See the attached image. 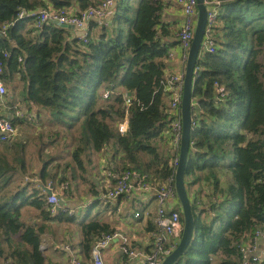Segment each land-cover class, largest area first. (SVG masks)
Returning <instances> with one entry per match:
<instances>
[{
    "label": "trees",
    "instance_id": "16d2710c",
    "mask_svg": "<svg viewBox=\"0 0 264 264\" xmlns=\"http://www.w3.org/2000/svg\"><path fill=\"white\" fill-rule=\"evenodd\" d=\"M221 1L215 52L203 45L200 72L194 77L195 125L185 173L189 194L202 182L210 191L206 201L200 194L194 198V237L177 264H212L215 258L220 264H241L242 241L256 230L264 231V0ZM96 4L0 0V80L10 90L0 96V118H10L16 127L21 123L14 108L20 84L24 104L38 114L44 111L53 125L78 127L83 147L75 151L74 160L80 171H86L89 162L83 152L109 150L107 170L133 169L163 182L174 174L172 155L168 147L162 149L172 121L162 86L171 47L165 28L158 29L163 5L120 0L108 25L91 24L86 44L76 30L55 23L37 30L34 19L17 20L22 10L83 11ZM5 23L13 24L7 36L1 35ZM217 86L224 88L223 97ZM124 92L133 94L128 108ZM126 112L129 130L122 135L118 125ZM14 146L5 144L0 150V264H46L40 246L44 223L53 217L47 196L40 189L30 191L29 184L16 193L5 192L25 169L24 151L16 154ZM49 165L43 163L39 176L54 182L58 172H50ZM64 181L66 177L60 183ZM26 207L38 211L43 223L25 220ZM101 229L98 223L84 226L86 252L92 248L91 234Z\"/></svg>",
    "mask_w": 264,
    "mask_h": 264
},
{
    "label": "built area",
    "instance_id": "2783aa9c",
    "mask_svg": "<svg viewBox=\"0 0 264 264\" xmlns=\"http://www.w3.org/2000/svg\"><path fill=\"white\" fill-rule=\"evenodd\" d=\"M120 0H101L98 4L90 6L83 11L77 12L74 9L53 10L40 9L34 11L22 10L18 14L17 20L31 18L35 20V27L40 30L49 23H59L62 25L75 26L79 32V40L81 43H88L91 34V24L97 23L98 26L108 25L109 16L116 11ZM182 7L184 21L177 34L179 46L181 48V71L173 74L165 75L162 81L164 91L167 93L168 109L167 113L172 118L170 126L165 132L166 146L172 155L171 165L174 168V174L163 182H157L149 174L141 173L133 169H126L121 172L107 171V179L111 182V186L106 188L101 196L104 203L113 202L123 196L132 199L134 196H144L157 203V211L155 218V231L151 234L152 248L149 252H144L134 247L132 240L126 234L115 231L106 234L99 242L92 246L90 251V262H84L78 249L72 243H66L61 246L65 253L66 264H105L104 250L113 242H117L124 256L129 260L138 259V264H162L167 256L172 254L178 247L184 231L183 210L179 202L175 188V174L179 165L180 146L183 133L181 104L183 99V88L185 79V69L188 60L189 51L196 30V18L198 15L197 0H178ZM221 0H206L208 8V22L206 34L204 37V49L214 53L216 43L214 41L215 28L218 26V16L220 13ZM13 24L5 23L1 28V35L7 36L9 28ZM4 56L7 58L8 54ZM176 57L172 52L169 59ZM23 58H19V62H23ZM200 72L199 68L195 70V77ZM3 74V64L0 63V75ZM220 97L224 96V88L217 86ZM8 89L5 83L0 80V96H5ZM129 92H124L126 108L130 107L133 102V96H128ZM105 99L110 97V92L106 91L103 96ZM196 103L193 102V108ZM15 117L32 121L33 117L26 114L23 110H16ZM195 122L192 120V127ZM119 132L124 135L129 130V113L123 122L118 125ZM18 136V128L12 123L10 118H0V145H12ZM68 189V184H63L62 191ZM196 198V197H194ZM192 200V199H191ZM194 199L192 200L193 203ZM47 202L52 215L57 213L60 198L57 194L52 193L47 196ZM136 219L142 217L139 210L134 214ZM264 236V231L256 230L253 234L243 240L239 246L241 254V264H264V251L259 254L257 251L258 239Z\"/></svg>",
    "mask_w": 264,
    "mask_h": 264
},
{
    "label": "crops",
    "instance_id": "0c3cea01",
    "mask_svg": "<svg viewBox=\"0 0 264 264\" xmlns=\"http://www.w3.org/2000/svg\"><path fill=\"white\" fill-rule=\"evenodd\" d=\"M97 4L101 0H95ZM163 5V13L161 16V23L158 27L165 28L166 38L165 40L170 43V52L174 54L175 59H167V67L165 74H173L181 71V48L177 39V34L183 24L184 15L181 5L178 0H155ZM138 1L133 2L137 5ZM75 11L79 12L77 7H73ZM221 9V8H220ZM116 12V11H115ZM115 12L109 16L111 21ZM79 34V32L77 31ZM264 61V59H263ZM6 85V84H5ZM7 87V85H6ZM8 92H10L9 87H7ZM169 102V99H168ZM27 108H22V106H14L16 110H23L26 114L33 117L31 123L38 121L40 116L45 115L44 111H41V114L37 113L35 108L24 105ZM7 114V108L5 107ZM11 114V113H10ZM22 122H27L25 119H20ZM18 128V127H17ZM5 145H0V150L4 148ZM167 146L162 144V149L165 151ZM106 150L101 152L88 151L87 159H91L86 163V171L82 174L81 171L77 168L75 162L71 161L69 166V173L64 174L66 181L60 183L61 174L53 182L52 180L47 179L43 181L39 173L43 167V162L40 164V171L33 177H30L29 174H34L35 172L27 171L26 168L20 170L24 172L22 186L30 185L29 190H38L40 189L43 193L47 195L46 190L52 188V193H55L60 198L59 206H57V213L53 215L52 220L45 222L46 232L42 236V243L40 250L43 253L46 264H66L67 258L65 253L62 251L61 246L66 243H72L79 251V255L84 262H90V251L86 252L84 248L85 232L84 226L90 223H98L104 227L97 234L94 232L91 235L92 246L99 242L106 234L119 231L120 233L126 234L132 240L134 247L142 250L144 252H149L152 248V239L151 234L155 231V218L157 211V203L149 198H141L142 196H134L132 199L123 196L113 202L104 203L101 201V196L108 188L111 186V182L107 179V169L109 166L110 154L103 153ZM108 151V150H107ZM95 157V161L93 163ZM107 158V159H106ZM88 161V160H87ZM50 166V165H49ZM48 166V170L53 172V169ZM85 182V183H84ZM68 184V189L62 191L61 187L63 184ZM20 185V184H19ZM190 197L193 200L194 197L199 193L204 201L207 200L208 192L210 191L205 183L202 182L200 187H191ZM138 200L139 203H142L135 208V201ZM156 205L155 208L153 207ZM99 205L102 206L101 216L99 220L90 221L87 218V215L83 216L82 222L80 224L76 223L77 213L82 211L84 208H95ZM142 212V217L136 219L134 214L137 211ZM25 220H33L36 223H43L42 218H40L39 212L34 210L32 207H26L22 210ZM58 216V217H57ZM65 217H73L74 219L71 222H67ZM98 219V217H97ZM90 221V222H89ZM257 251L261 254L264 251V236L258 239L257 242ZM104 261L105 264H138L139 260H129L127 259L117 242L111 243L104 250Z\"/></svg>",
    "mask_w": 264,
    "mask_h": 264
},
{
    "label": "rangeland",
    "instance_id": "374dc122",
    "mask_svg": "<svg viewBox=\"0 0 264 264\" xmlns=\"http://www.w3.org/2000/svg\"><path fill=\"white\" fill-rule=\"evenodd\" d=\"M16 87H18L15 89L16 105L22 106V108H27L22 102V86L19 84ZM20 122L21 123L17 125L18 136L16 140L13 141V144L11 146L15 145L14 147H17V149L15 150L16 154H19L18 152L20 151H24L26 170L29 172H35L34 174H29L30 177H33L39 173L40 164L42 162L45 163L49 161V167L53 169V172H58V177L60 173H62L60 180L63 179L65 172H70L68 165H70L71 161L75 162V151L83 147L80 142L81 133L78 127L69 130L67 126H61L57 124L53 125L51 124L50 118L47 115L40 116L39 120L33 123L29 121ZM21 145H24L23 150L21 148ZM111 152L109 150H106L103 155L105 156L109 153L111 156ZM15 153L13 151V155L11 156L14 157ZM87 153L83 152L81 156L87 159ZM89 161H91L90 158ZM94 161L95 157L93 163ZM80 173H82L83 175L86 174L84 173V171H81ZM23 174L24 172H19L14 177L13 181L10 183L5 192H8L9 194L16 193V191L20 187H22V184H25L23 180ZM200 184L196 187H200ZM143 197L144 196H142L141 198ZM140 204L142 203H139V201L136 200L134 207L138 208ZM155 206L156 205L154 204L153 207L155 208ZM101 210V205L89 210L87 207L84 208L82 211L77 213L76 223L80 224L79 222H82L84 215H87V218L85 219H89L90 221L99 220V217L101 216ZM212 264H220V258H215Z\"/></svg>",
    "mask_w": 264,
    "mask_h": 264
},
{
    "label": "water",
    "instance_id": "95a60500",
    "mask_svg": "<svg viewBox=\"0 0 264 264\" xmlns=\"http://www.w3.org/2000/svg\"><path fill=\"white\" fill-rule=\"evenodd\" d=\"M197 1L198 15L196 18V30L185 69L183 99L181 104L183 133L180 146L179 165L175 174V188L183 210L184 231L178 247L172 254L166 257L162 264H177L188 250L195 233V218L192 209L193 203L190 194L187 191L185 173L191 150L193 83L195 70L198 65V58L202 52L208 22L206 0ZM56 24L62 28L76 30L75 26L62 25L59 23ZM128 96L131 97L133 94L129 92ZM46 193L50 196L52 194V188L47 189Z\"/></svg>",
    "mask_w": 264,
    "mask_h": 264
}]
</instances>
